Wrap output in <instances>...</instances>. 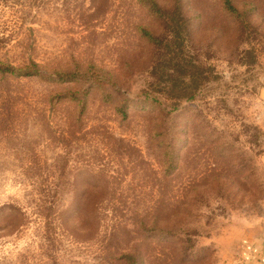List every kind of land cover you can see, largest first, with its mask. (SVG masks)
I'll list each match as a JSON object with an SVG mask.
<instances>
[{
	"label": "rangeland",
	"instance_id": "rangeland-1",
	"mask_svg": "<svg viewBox=\"0 0 264 264\" xmlns=\"http://www.w3.org/2000/svg\"><path fill=\"white\" fill-rule=\"evenodd\" d=\"M220 2H183L209 19L183 52L214 72L173 110L135 27L167 31L136 0H0V62L43 66L0 78V264H128L136 251L141 264H232L245 239L264 244V0L244 34ZM88 86L79 118L65 97ZM181 202L182 221L153 235L156 211Z\"/></svg>",
	"mask_w": 264,
	"mask_h": 264
},
{
	"label": "trees",
	"instance_id": "trees-1",
	"mask_svg": "<svg viewBox=\"0 0 264 264\" xmlns=\"http://www.w3.org/2000/svg\"><path fill=\"white\" fill-rule=\"evenodd\" d=\"M137 4L140 6L142 10H144L152 19L158 21L161 26L164 27L167 31V35H158L152 28L149 26H144L143 24L137 25L135 27L136 33H138V37L142 42V46L145 53L149 57V63L151 68V74L154 76V80L162 81V76H159L157 73H164L168 80L163 81V86L160 90H153L154 93L164 94L166 95V99L171 100L174 104L173 110L177 109V104L181 102H193L197 100V92L201 90H205L208 88V84L211 82V75L214 70L210 67L203 65L201 62L197 60H193L190 53H184L185 43L184 41L187 38V35L190 34V29L192 24L195 21H199L201 24H205L209 21L207 18V14H203V12L199 11L192 16H187V11L184 7V0H172L168 4L161 5L158 0H136ZM255 3V0L252 1ZM252 2L250 4H240L236 3L234 0H221L220 2V10L221 15L225 14L227 16L226 20L229 22L232 21V27L234 25L237 27V31L241 34L249 32L253 29L250 25L251 17L253 13L256 11L255 9L258 6L255 4L252 6ZM239 5H242V10H240ZM235 24H234V22ZM185 34L186 37L183 35ZM198 63V64H195ZM93 66V67H91ZM86 72H91L95 70L94 65H91ZM97 68V67H96ZM43 66L36 63L30 62L24 66H13L11 64L0 62V78L3 80L6 79H26V78H34V77H43ZM100 77H104L101 74V71L96 70ZM51 78L57 77L55 80L61 82H71L75 79L79 78L76 76V73H61L54 72ZM109 83V82H107ZM102 84H104L103 80H94L91 85H96V87L102 88ZM84 89L83 94H81V98L78 97V94H71L70 96H66L65 98L70 101H78L77 106L79 107V118H82V115L86 108L87 95L90 93L86 89ZM91 91L94 89L91 87ZM197 91V92H196ZM152 92H145L146 96H150ZM199 93V92H198ZM169 134L172 136L173 130ZM163 136V135H162ZM173 138V137H172ZM168 157H171L170 164L168 170L165 172V177H171V171L178 170L176 165H174L175 156L174 154H168ZM176 164V163H175ZM58 194V193H54ZM55 195L54 197H58ZM77 197H82V199L86 198L85 193L77 194ZM54 198V199H55ZM76 198V196L74 197ZM80 198L76 199V202H80ZM75 200V199H74ZM88 203L82 204V206H94L92 204L93 200L86 199ZM175 203L174 200H171ZM58 200L54 201L51 206H55ZM184 204L181 202L178 204V207L173 209L171 207L167 212L169 213V217H166L161 214L160 210H157V215L153 218V229H151L152 234L155 235L157 233H163L165 230L164 227L161 226L162 223L167 222V218L172 217V221L174 224H179L182 221V214L178 209ZM174 210V211H172ZM173 213V215H172ZM172 215V216H171ZM164 221V222H163ZM146 224L142 221L140 223V228L143 230ZM181 227V226H180ZM178 227V230L173 232H182L181 228ZM143 228V229H142ZM155 237V236H154ZM137 253L126 254L124 257L130 258L129 261L132 260L131 263L128 264H141L143 263V258L141 259V254Z\"/></svg>",
	"mask_w": 264,
	"mask_h": 264
},
{
	"label": "crops",
	"instance_id": "crops-1",
	"mask_svg": "<svg viewBox=\"0 0 264 264\" xmlns=\"http://www.w3.org/2000/svg\"><path fill=\"white\" fill-rule=\"evenodd\" d=\"M264 98V92H262ZM256 239H245L241 245L239 259L241 262H233L232 264H264V244Z\"/></svg>",
	"mask_w": 264,
	"mask_h": 264
}]
</instances>
